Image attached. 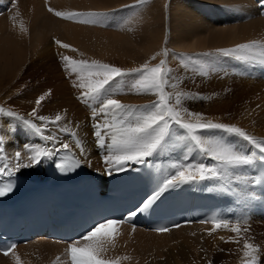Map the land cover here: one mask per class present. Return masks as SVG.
Instances as JSON below:
<instances>
[{
  "label": "bare ground",
  "instance_id": "6f19581e",
  "mask_svg": "<svg viewBox=\"0 0 264 264\" xmlns=\"http://www.w3.org/2000/svg\"><path fill=\"white\" fill-rule=\"evenodd\" d=\"M132 1L16 0L17 7L12 9V14L0 18V94L5 84L20 83L17 77L22 65L26 64V45L28 48L30 46L37 49L40 47L38 55L43 58L52 57L51 48L56 43L55 40L48 41L49 32L58 35L60 31L59 40L70 44L69 49L56 44V48L61 53L68 51V53H63L65 55L75 59L76 56L81 57V53L77 50L72 51L73 46H76L86 54L89 61L98 60L108 64L119 61L126 69L130 66L140 67L145 62L153 65L158 63L161 58H164L162 55L157 56L156 60L150 58L167 48L166 59L173 69V82L176 81L182 85V90L178 91L187 92L196 97L195 99L185 98L184 108L191 112L202 113L214 122L235 124L246 129L257 139H264V64L254 60H240L215 52V49L233 47L235 44L250 40L264 42V15L259 6V0H192L188 9H181V1L185 3L184 0H156L143 13L138 7L119 12L118 15L113 11L110 14L112 20L116 21L118 16L117 22H123L117 30L114 28L106 30L100 25L105 21V17L96 23L80 24L63 21L51 12L55 17L51 16L46 19L49 7L65 12L81 10V12H86L88 9L102 12L108 9L112 11L113 7ZM17 12H19L18 16ZM42 13H45V18L40 19ZM11 17H15V22ZM21 22L27 28V32L21 31ZM126 22L132 25L126 26L124 24ZM172 40L175 50H171L168 46ZM209 53L211 55H208ZM189 56L192 57L191 61L188 60ZM181 57H183V63ZM33 63L37 64L38 61ZM65 91L66 88L61 92L57 91L56 94L66 96ZM111 92L114 91L111 90ZM2 106L6 107L3 104ZM18 114L36 123L38 121L36 117H30L25 112ZM60 115L63 119L58 123H50L52 128L45 131V135H52L57 139L48 141L38 134L23 135L26 131L23 121L0 114V136L4 137V154L14 163L15 152L21 151L24 157L23 162L26 163V158L30 153L25 150V145L47 147L56 152L61 148L62 143H68L81 158L86 170L97 179L98 183L106 185L108 180V175H105L106 165L101 164L98 157L105 156L108 152L105 148L98 146L94 136V127L88 126L87 122L77 115V117L64 113ZM97 119L100 120L101 116ZM104 119L105 117L101 121ZM176 131L178 135L183 134L182 129L177 128ZM212 131L216 135L224 136L232 143L240 144L244 148H252L238 136L222 133L219 130ZM72 133H76V136L74 137ZM76 139L83 142L85 148L83 154L75 146ZM185 151L187 149L181 144L154 155L148 160L154 166L157 176L161 178L162 173L166 174L169 170L168 166L181 158ZM192 155L196 153L193 152ZM53 159L54 155L43 158L39 165L22 168L18 172L41 173L43 170L50 172ZM252 168H247L248 176L246 177L254 178ZM239 172L240 170L234 176L223 180L209 179L183 184L178 188L168 190L165 194H173L180 189L200 195L207 193L223 204L224 213L232 211L233 202L236 210L240 208L241 211L253 215L252 227L258 228L260 223L264 224V195L256 188L255 183H245V177L242 178ZM5 175L7 174H0V176ZM239 182L240 185L237 186ZM225 185L230 186L229 191L223 188ZM220 218L231 221L224 215ZM231 225L227 229L217 230L211 236L239 238L231 231ZM211 227V223H200L183 225L167 232H155L143 228H135L133 231V227L121 224L119 229L121 234L117 237L116 247L110 249L108 255L112 258L125 255L131 257L129 260H123L121 264H205L202 256L185 258L181 252L173 258L169 255L160 258V251L178 241H200L208 235L207 230ZM104 231H111V229ZM66 247L65 243L38 239L27 245L17 246L15 251L19 254L23 264H54L58 256L61 257L59 264H69V258L65 255ZM0 264H15V257L11 254L7 257L0 254Z\"/></svg>",
  "mask_w": 264,
  "mask_h": 264
},
{
  "label": "snow or ice",
  "instance_id": "6c2138e0",
  "mask_svg": "<svg viewBox=\"0 0 264 264\" xmlns=\"http://www.w3.org/2000/svg\"><path fill=\"white\" fill-rule=\"evenodd\" d=\"M150 0H134V4L124 7H138L149 3ZM264 7V0H260ZM12 7L16 8L15 2ZM55 16L77 20L81 23H96L106 17L105 12H79V11H58L52 7L48 8ZM19 15V12L16 13ZM15 22V17H11ZM21 31L27 32V28L20 24ZM55 43L69 49L71 46L55 40ZM76 51V49H72ZM215 52L225 56H232L245 61H258L264 64V42L250 40L245 43L235 44L229 48H218ZM82 55V54H81ZM163 56L158 63L145 62L138 68L124 70L112 64L98 60L80 59L76 60L68 55H62L66 71L76 74L77 80L73 86L82 89L80 99L88 104L100 101L99 108H93L94 118L103 116L104 121L97 120L94 125V136L99 147L105 148L108 152L104 157L106 165L105 175H112L113 172H122L132 164L147 163L148 158L159 153L168 151L179 145H183L187 151L184 155L173 161L168 166L166 174L162 173L161 178L156 182L151 194L134 210H129L126 218L121 220L104 218L86 229L85 233L77 240L67 244L65 255L69 258V264H121L123 260L131 257L117 256L112 258L108 255L110 249L116 247L117 237L120 233V225L129 222L139 213L147 212L170 189L178 188L180 185L204 180H223L234 176L238 170L253 167L260 162L264 167V139H257L248 131L235 124L214 122L206 118L202 113L191 112L183 107L185 98L195 99L190 93L177 91L169 92L168 86L176 87L172 79L173 69L168 65V49L155 53L150 59L156 60L157 56ZM208 55H211L209 53ZM191 61L192 57L189 56ZM183 63V57H181ZM187 66V65H185ZM134 73L137 78L131 84L129 91L135 90L138 94L151 93L157 99L146 105H129L119 99L112 98L114 92L109 89L117 78ZM51 90L43 92L35 100L37 108L51 95ZM37 108H33L30 117H36L41 123L37 124L32 119L20 116L17 112L0 106V114H4L23 121V123L42 139L55 141L57 137L45 135V129L50 123H58L63 119L57 114L54 119L48 116H37ZM182 129L183 134L178 135L176 129ZM67 130V129H63ZM212 130H219L242 138L252 148H244L242 145L232 143L222 135H216ZM75 137L76 133H72ZM4 137L0 136V174L13 175L22 168H32L39 165L43 158H49L56 154L54 149L47 147H36L25 145V150L30 153L27 162L24 161L21 151H16L13 160L4 154ZM75 146L80 153L85 152L83 142L76 139ZM62 150H69L71 145L62 143ZM195 152L196 155H192ZM210 161V162H208ZM81 160L73 156L71 159L61 158L57 168L61 171H74L81 166ZM254 182H264V177L255 178ZM11 183L0 186V197L12 192ZM212 227L207 230L212 235L219 229L230 227L228 220L213 216L209 221ZM111 229V231H104ZM135 228L133 227V231ZM249 229L242 228L240 222L231 226V231L240 237L242 232ZM158 232H167L168 228H158ZM221 240L225 238L220 237ZM230 241L239 243V239L229 238ZM16 245H9L7 248H0L5 257L10 254L15 257V264H23L19 254L15 251ZM243 256L246 258L244 264H260V246L245 238L243 243ZM61 257H57L54 264H59ZM209 264L211 262L209 261Z\"/></svg>",
  "mask_w": 264,
  "mask_h": 264
},
{
  "label": "rangeland",
  "instance_id": "374dc122",
  "mask_svg": "<svg viewBox=\"0 0 264 264\" xmlns=\"http://www.w3.org/2000/svg\"><path fill=\"white\" fill-rule=\"evenodd\" d=\"M184 1L185 3L181 1V9H188L189 6L191 5L190 2L192 0H184ZM13 2H16V0H8V1L0 0V11L3 12V14L0 15V18H3L5 16L7 17L12 14L13 7L11 5ZM155 2L156 0H150L149 3L140 5L138 6V8L143 13L147 7H150V5L154 4ZM132 4H134V0L131 3L113 7L112 11H108L109 9L107 11L102 10V12L107 13V16L105 17V21L107 22L103 21L101 22L100 25L106 30L113 28L117 30L119 26L122 25L123 22L122 21L117 22L118 16L116 21L112 20L110 14L113 13L114 11L117 12L118 15L119 12H124L129 9L137 8V7H124L125 5H132ZM7 8H8V12H6L5 10ZM95 10L96 9H88L86 10V12L89 11L96 12ZM46 14H47L46 19L48 17L50 18L51 16H53V18L55 17L51 12ZM43 18H45V13H42V17L40 16V19ZM63 21H72L81 24V22L75 20L63 19ZM124 24H126V26L132 25L129 23L127 24V22ZM60 35H61L60 31H58V35H54V32H49L47 34L49 39L48 41H50V39L59 40ZM27 40H29V38ZM164 42L165 40L163 41V43ZM173 42L174 41L172 40L168 43V46L170 47L171 50H175L173 46ZM73 47L79 53L82 54L81 57L76 56L77 57L76 60L88 58L86 57V54L84 52L79 50L78 47L76 46ZM39 48L38 49L32 48L31 46L28 48L26 45V49H25V53L27 55V60L25 61L26 64H24V66L22 65L21 67L22 69L19 71L20 75L18 74L17 77L20 83L16 85H13L12 83L5 84L4 87H2L3 90L0 94V106H2L3 104L6 106L5 108L11 109L17 113L25 112L26 114L29 115L32 112L33 108H37L35 104L36 98H38V96H40L43 92L48 91L50 89L52 94L48 98H46L37 108V116H48L49 118H51L61 113L68 115L71 114L73 117L74 116L75 117L78 116L79 118L82 117V119L87 122L88 126L92 125L93 127L97 123L98 120L97 118L100 119V117L94 118L92 116V111L93 108H97V109L99 108L100 101L91 102L92 107H90L87 106L86 103L82 102V100L80 99V94L82 89L73 86L74 81L77 80V76L76 74H70L69 71H66L64 67V62L61 60V55H65L63 53L64 52L68 53V51L65 50L61 53L60 51H58V48H56V44L55 46L53 44V47L51 48L52 57L47 59L38 55ZM35 61H38V63L37 64L33 63ZM112 65L120 67L124 70L138 68L135 66H130V68L126 69L122 67L123 64L119 63V61L114 62V64ZM135 78H137V75L134 73H129L126 76L117 78L116 81L113 83L112 87L109 89L110 92L112 90L115 93V95H113L112 98L119 99L123 103L129 105H146L155 101L157 97L151 93L138 94L135 90L129 91L131 84L134 82ZM174 83L176 85L175 88H173L172 85L168 86L167 90L169 92L175 93L178 90H182V85L180 83L176 81ZM64 88H66L65 91L67 93L66 96H60V93L59 95L56 94L57 91L61 92V90H63ZM102 118L104 117L101 116L100 121L102 120ZM40 123L41 122L38 120L37 124ZM51 128L52 126L48 125L45 131L50 130ZM34 134L36 133H34L31 129H29L26 126V131H24L23 135L30 136ZM102 159L103 158H101V164H104ZM246 170L247 168L240 170L239 173L242 178L248 176ZM223 188L229 191L228 188H230V186L225 185V187ZM237 204L238 203H236V205ZM254 204L256 207L257 203L255 202ZM231 222L232 220L230 221V224H232ZM233 225L234 224H232L231 226ZM259 225L260 226L258 228H254L252 226L250 227L254 234L253 233L249 234V231L242 232L241 233L242 237L240 236L239 238H237L240 241L239 243L232 242L227 237H224L225 239L221 240L220 237L217 236L205 235L202 240L197 242L183 240V241H178V243H175L174 245L171 244L168 245L167 249L160 251V258H164L166 255H169L170 257L173 258L175 256H178V254L182 252L185 258L187 257L198 258L199 256H202L205 264H209V261L211 262V264H244L246 258L243 256V250H244L243 243L245 238L249 239L251 236L253 241L249 239L250 242L260 246V252H259L260 264H264V224L260 223ZM246 228L248 229L247 226ZM231 238L236 239L234 237Z\"/></svg>",
  "mask_w": 264,
  "mask_h": 264
}]
</instances>
